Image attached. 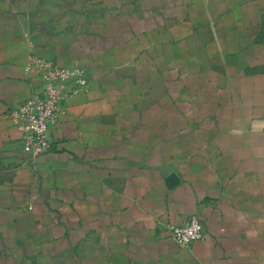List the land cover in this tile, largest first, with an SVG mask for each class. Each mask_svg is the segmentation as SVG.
<instances>
[{
	"label": "crops",
	"instance_id": "0c3cea01",
	"mask_svg": "<svg viewBox=\"0 0 264 264\" xmlns=\"http://www.w3.org/2000/svg\"><path fill=\"white\" fill-rule=\"evenodd\" d=\"M31 57L88 80L37 158ZM0 264H264V0H0Z\"/></svg>",
	"mask_w": 264,
	"mask_h": 264
},
{
	"label": "built area",
	"instance_id": "2783aa9c",
	"mask_svg": "<svg viewBox=\"0 0 264 264\" xmlns=\"http://www.w3.org/2000/svg\"><path fill=\"white\" fill-rule=\"evenodd\" d=\"M29 66L43 79L40 94H32L9 112V117L23 135V147L32 158L49 152L50 129L57 122L64 100L88 85L86 71L60 67L55 63L31 57ZM73 86L67 92V85ZM173 240L180 246L190 245L204 238V228L197 217L184 225L168 226Z\"/></svg>",
	"mask_w": 264,
	"mask_h": 264
}]
</instances>
